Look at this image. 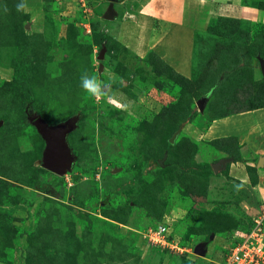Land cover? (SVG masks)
Masks as SVG:
<instances>
[{
	"label": "rangeland",
	"instance_id": "rangeland-1",
	"mask_svg": "<svg viewBox=\"0 0 264 264\" xmlns=\"http://www.w3.org/2000/svg\"><path fill=\"white\" fill-rule=\"evenodd\" d=\"M142 1L118 0L106 18L108 0H23L22 10L0 0V264H219L263 210L264 144L208 122L212 89L202 111L196 102L221 82L232 112L264 104V25L243 23L229 49H206L204 61L183 49L172 64L138 48ZM215 20L194 38L226 32ZM84 73L102 95L80 87ZM27 110L50 124L76 118L66 173L43 166ZM209 139L215 153L193 159Z\"/></svg>",
	"mask_w": 264,
	"mask_h": 264
},
{
	"label": "crops",
	"instance_id": "crops-1",
	"mask_svg": "<svg viewBox=\"0 0 264 264\" xmlns=\"http://www.w3.org/2000/svg\"><path fill=\"white\" fill-rule=\"evenodd\" d=\"M142 3V8L140 7L142 12L136 15L138 22L143 24L140 32L145 35V42L138 48L142 51L153 49L165 60L171 59L168 62L172 64H174L173 59L176 62L178 57L182 56L183 49L190 48L188 56L185 54V57L191 58L194 34L199 25L206 27L212 20L218 18L264 24V8L259 6L264 4V0H143ZM213 123L223 124L222 126L225 127L230 125L236 129L235 133L236 131L242 133V129H251L244 135L245 140H254L256 145L264 144V106L244 112L239 111L214 120ZM210 140L200 145V150L197 152L200 160H203L201 157L206 154L203 150L205 147L209 155L215 153L214 147L212 151L208 148ZM241 144H245V141L242 140ZM247 150L253 151V148L246 149V152Z\"/></svg>",
	"mask_w": 264,
	"mask_h": 264
},
{
	"label": "water",
	"instance_id": "water-1",
	"mask_svg": "<svg viewBox=\"0 0 264 264\" xmlns=\"http://www.w3.org/2000/svg\"><path fill=\"white\" fill-rule=\"evenodd\" d=\"M109 8L106 13V18H113V4L118 0H108ZM100 57H103L101 53ZM259 66L262 71H264V59L259 58ZM207 95H204L197 100L196 104L200 111L204 109V104L206 101ZM28 109V108H26ZM28 111V119L36 127L37 131L42 136L43 140L46 143L44 152H43V166L51 172L56 174H64L69 171L72 167V164L75 160V157L71 151V148L68 145L66 140L67 134L73 130L76 126V118H68L65 121L58 122L56 124L48 123L42 116L34 112ZM0 121V125H1ZM179 130L173 133L170 138V142H173L176 138ZM231 158L220 159L217 162L212 163L213 170L217 171L220 169L226 162ZM218 166V168H217ZM203 245L198 247V253H202Z\"/></svg>",
	"mask_w": 264,
	"mask_h": 264
},
{
	"label": "trees",
	"instance_id": "trees-1",
	"mask_svg": "<svg viewBox=\"0 0 264 264\" xmlns=\"http://www.w3.org/2000/svg\"><path fill=\"white\" fill-rule=\"evenodd\" d=\"M259 6L264 8V4L259 5ZM218 20L219 21H225L224 24L226 26H223V30H225L226 32H224V31H223V33L222 32H217V31L210 32L209 35H213V37H210V40L213 39L214 41L212 43H209L210 40L208 39V43H209L208 45L204 44V42L200 43L198 41L197 36H196L195 45H194V54H193V56H194L193 59L194 60L201 59V61H204L203 58L206 55V53H205L206 49L209 50L208 57L210 55H212L214 52H216V54H218L220 49H222V51H225V50L229 49L227 44L229 43V45H231L232 42H234L236 40L235 36H237V35H239L241 33L239 25H241L243 23H252L250 21H243V20L232 19V18H218L214 22H216ZM260 25H264V24L260 23ZM226 34H227V41L228 42L225 41V37L224 36ZM221 39H222V41H221ZM206 57H207V55H206ZM157 59H158V61L160 63L163 64V61H162V59L160 57L157 56ZM237 59H239V57ZM257 65H259L258 60H257ZM167 67H169V66H167ZM171 73H173L176 76L179 75L177 73L175 74V72L172 71V70H171ZM214 86L215 85H213V87L207 88V90H206L207 92H206V94H204V95H207L208 92L211 93V89H212L213 90L212 98L209 100V103L213 104V103H215L217 101L216 102V108L211 105L212 108L207 110V113L209 114V116H207L208 117L207 118L208 122H212L215 119L222 118V117L228 116L230 114H233V113L241 111V109H239L237 111L232 112V110H229L227 108V104H226L227 101H224V102L221 103V99H230V101L232 100V97H233L232 96V93H233L232 89L228 90L227 88H225V86H222L221 82L218 83V85L216 86L215 89H214ZM24 94H25L26 98L28 99L27 108H31V102L33 101L32 97H31V93H29V91L25 90ZM260 106H264V104H262ZM260 106H256V107H260ZM208 108H210V107H208ZM251 108H254V107H250L249 109H251ZM225 142H228V141H225ZM212 144L217 146V147L223 148L222 146L218 145L219 143H217V142H213L212 141ZM225 146L229 147L230 145H225ZM197 152H194L193 159H194V157H195ZM208 167H209V170H213L212 165L210 163H209ZM251 227H252V221H251L250 226L247 229H245V231H249L251 229Z\"/></svg>",
	"mask_w": 264,
	"mask_h": 264
},
{
	"label": "built area",
	"instance_id": "built-area-1",
	"mask_svg": "<svg viewBox=\"0 0 264 264\" xmlns=\"http://www.w3.org/2000/svg\"><path fill=\"white\" fill-rule=\"evenodd\" d=\"M149 232L152 240L160 241V229L155 232L150 229ZM235 238L237 243L230 247L226 260L219 264H264V207L253 217L251 229L236 233Z\"/></svg>",
	"mask_w": 264,
	"mask_h": 264
},
{
	"label": "clouds",
	"instance_id": "clouds-1",
	"mask_svg": "<svg viewBox=\"0 0 264 264\" xmlns=\"http://www.w3.org/2000/svg\"><path fill=\"white\" fill-rule=\"evenodd\" d=\"M24 7L23 0L16 5L17 10H22ZM80 87L87 93L99 96L103 94L105 84L103 81L84 73L80 76Z\"/></svg>",
	"mask_w": 264,
	"mask_h": 264
},
{
	"label": "bare ground",
	"instance_id": "bare-ground-1",
	"mask_svg": "<svg viewBox=\"0 0 264 264\" xmlns=\"http://www.w3.org/2000/svg\"><path fill=\"white\" fill-rule=\"evenodd\" d=\"M217 168H218V166H217Z\"/></svg>",
	"mask_w": 264,
	"mask_h": 264
}]
</instances>
